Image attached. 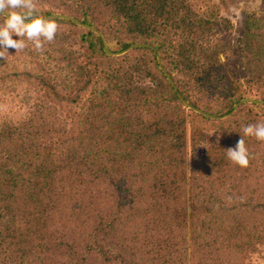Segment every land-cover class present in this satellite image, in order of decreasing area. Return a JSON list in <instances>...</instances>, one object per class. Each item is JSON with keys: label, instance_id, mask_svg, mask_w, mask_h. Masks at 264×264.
<instances>
[{"label": "trees", "instance_id": "1", "mask_svg": "<svg viewBox=\"0 0 264 264\" xmlns=\"http://www.w3.org/2000/svg\"><path fill=\"white\" fill-rule=\"evenodd\" d=\"M36 4L44 18L95 26L112 51L155 46L179 92L209 114L264 100L263 16L250 13L235 39L231 20L192 0ZM53 20L66 28L53 48L24 39L0 58V104L17 82L41 94L39 108L0 111V264H225L229 248L264 264V186L245 190L264 182V141L244 137L246 168L226 157L242 125L264 122V104L213 119L182 101L152 48L132 49L140 59L122 68L128 53L109 55L95 31ZM22 56L42 69H18ZM198 167L209 172L197 178ZM233 193L240 203L226 207Z\"/></svg>", "mask_w": 264, "mask_h": 264}, {"label": "rangeland", "instance_id": "2", "mask_svg": "<svg viewBox=\"0 0 264 264\" xmlns=\"http://www.w3.org/2000/svg\"><path fill=\"white\" fill-rule=\"evenodd\" d=\"M192 7L195 11H202L205 12L208 15L217 14L218 16H224L231 20V28H227V26H224L227 34L231 32L232 36L237 39L241 32L244 29V26L246 25V18L251 13H255L257 16H263L260 17V19L263 20V22L257 23V25L262 24L264 26V0H192ZM60 13V12H55ZM61 14H67V13H61ZM70 15V14H67ZM73 16V15H70ZM74 17V16H73ZM58 31L57 33H62L63 31L66 32V28L62 27L60 24H58ZM68 31V30H67ZM14 39H20L18 36H13ZM29 45L34 47L33 43L29 40H27V37H23ZM53 42H44V50H48L53 48L52 45ZM128 56L126 61H123L121 63L122 68H126L129 65H133L136 60H139L141 57V54L139 52H133L129 51L127 52ZM124 55V54H123ZM18 69H28V70H34V69H42L37 68L36 65L29 62V59L25 56H22L20 58V61H18L15 64ZM39 65V64H38ZM48 67V65H47ZM8 86H10L8 84ZM6 86V87H8ZM5 89L6 94L4 95V101L2 104H0L1 109L0 111L5 112L8 110H11L14 112V110H18L21 112H26L29 109H36L40 106H37V104H40L38 102H35L36 98H38L41 94L38 91V88H36L35 85L29 83V82H17L15 85L12 84L11 87L3 88ZM261 100V99H260ZM48 107H50V104H47ZM230 117V116H229ZM223 119V118H222ZM209 166V165H208ZM207 167V166H206ZM199 169H201L199 171ZM199 171V172H198ZM203 172H209L205 169V167H198L195 170V176L197 178H201L206 176V174ZM255 179V178H253ZM251 180V179H250ZM255 180H252V182ZM264 186V182H257L256 184H250V187L246 188V195L252 196L253 193H257L258 196H260L259 192L257 190L260 187ZM227 187L222 188V192H227ZM239 191V190H238ZM228 193V192H227ZM261 193V192H260ZM264 193V192H263ZM228 200V201H227ZM227 206L226 207H233L236 206L238 203H240L239 199H237V195L233 193L229 198L227 199ZM259 219V218H258ZM202 255H204L202 253ZM223 258V263L225 264H244L241 259L238 257V254L235 251H232V249H225V251L221 254Z\"/></svg>", "mask_w": 264, "mask_h": 264}, {"label": "clouds", "instance_id": "3", "mask_svg": "<svg viewBox=\"0 0 264 264\" xmlns=\"http://www.w3.org/2000/svg\"><path fill=\"white\" fill-rule=\"evenodd\" d=\"M36 0H0V17H6L0 22V58L6 59L5 52L14 48L16 52L27 47L23 37L31 41L34 50L42 52L44 42H52L58 31V25L52 18L39 15ZM20 39H14L13 36ZM213 134L214 132H207ZM241 139L234 147L226 149L228 160L241 168L250 164L251 154L245 144V136L264 141V122L242 125Z\"/></svg>", "mask_w": 264, "mask_h": 264}, {"label": "water", "instance_id": "4", "mask_svg": "<svg viewBox=\"0 0 264 264\" xmlns=\"http://www.w3.org/2000/svg\"><path fill=\"white\" fill-rule=\"evenodd\" d=\"M45 18H61V19H68V20H71L73 22H75L76 24L78 25H81L83 27H86L88 29H91L93 31H95L103 40V43H104V49L105 51L109 54V55H112V56H120V55H123V54H126L127 52H129L130 50L134 49V48H138V47H147V48H152L153 50L156 51L157 53V58H158V62H159V66L161 68V70L165 73V75L168 77L169 81L171 82V84L174 86L176 92L178 93L179 97L182 99V101L191 109L201 113V114H204L208 117H211L213 119H224V118H227L229 116H231L232 114H234L236 112V110L238 109V107L241 105V104H244V103H255V104H264V100H260V99H256V98H245V99H242L240 102H238L233 110L226 114V115H223V116H215V115H212V114H209L203 110H201L200 108L192 105L189 101H187L184 96L179 92V89L174 81V79L172 78V76L169 74V72L167 71V69L164 67V64H163V60H162V56H161V53L160 51L153 45L151 44H146V43H134V44H131L129 47H127L126 49H123V50H120V51H112L108 45H107V41L103 35V33L98 29L96 28L95 26L93 25H90L88 23H83L81 21H79L78 19H76L75 17L73 16H70V15H67V14H61V13H53Z\"/></svg>", "mask_w": 264, "mask_h": 264}]
</instances>
